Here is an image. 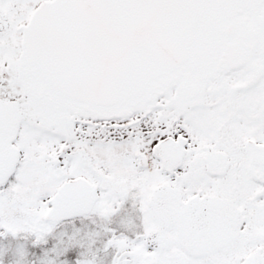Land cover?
Here are the masks:
<instances>
[{
    "label": "snow or ice",
    "instance_id": "snow-or-ice-1",
    "mask_svg": "<svg viewBox=\"0 0 264 264\" xmlns=\"http://www.w3.org/2000/svg\"><path fill=\"white\" fill-rule=\"evenodd\" d=\"M0 264H264V0H0Z\"/></svg>",
    "mask_w": 264,
    "mask_h": 264
}]
</instances>
